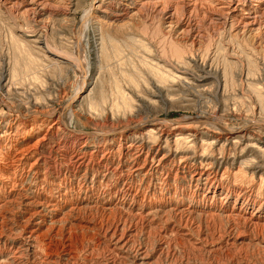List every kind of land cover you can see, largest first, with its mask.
<instances>
[{"label":"rangeland","instance_id":"obj_1","mask_svg":"<svg viewBox=\"0 0 264 264\" xmlns=\"http://www.w3.org/2000/svg\"><path fill=\"white\" fill-rule=\"evenodd\" d=\"M152 1L95 3L81 40L94 0H0V264H264V227L200 208L228 192L264 216V4Z\"/></svg>","mask_w":264,"mask_h":264},{"label":"bare ground","instance_id":"obj_2","mask_svg":"<svg viewBox=\"0 0 264 264\" xmlns=\"http://www.w3.org/2000/svg\"><path fill=\"white\" fill-rule=\"evenodd\" d=\"M37 1V0H36ZM103 0H94V2H92L91 4H89L88 7H86L85 10H83L82 12V18H81V29H80V35L82 36V39L81 40H84L85 36H86V29L89 28L90 24H93V23H96L98 22V15L95 14V11H96V5L95 3L97 2H102ZM133 1V0H132ZM155 0H153L151 3H143L142 5H139V6H142L144 9L146 8H149L150 10H155L156 12L158 13H164L166 14L169 13L171 11L172 8L176 9L180 7L183 9V10H186V9H190V11H193V10H197L199 11V9H202L200 8L201 6H199L200 4H197L200 0H176V1H167V2H154ZM202 1V0H201ZM32 2V1H30ZM29 2V3H30ZM110 2V1H109ZM108 2V3H109ZM207 2V1H206ZM211 2V1H210ZM258 2V5L259 4H264V0H257ZM12 3V2H11ZM22 3V2H21ZM106 3V2H104ZM121 3V2H120ZM132 3V2H131ZM202 3V2H201ZM32 4V3H31ZM141 4V3H140ZM206 4V3H205ZM208 4H211V3H208ZM214 6V3H212ZM240 4V3H239ZM2 5V4H1ZM21 5V4H20ZM19 5V6H20ZM26 6H29L28 3L25 4ZM40 5V4H39ZM122 5V4H121ZM138 5V4H137ZM238 5V4H237ZM23 6V5H22ZM101 6V5H100ZM131 6V5H130ZM11 7V5H10ZM37 7V6H36ZM141 7V8H142ZM224 10H225V13L226 14H230V13H233L236 11V4L233 0H228L226 2V4L224 6H221ZM238 7V6H237ZM99 8V7H98ZM132 8V7H131ZM209 8V7H208ZM4 9V8H3ZM12 9V8H11ZM10 9V10H11ZM210 9V8H209ZM30 10V9H29ZM34 10V9H33ZM99 10V9H98ZM125 10V9H124ZM143 9H137L136 12H133L134 14H132V16L134 15H137L139 14ZM216 10V9H215ZM223 10V11H224ZM128 12V10H126ZM204 11V10H202ZM208 11V9L206 10ZM212 11V10H211ZM236 13V12H235ZM234 13V14H235ZM37 14V13H36ZM39 14V13H38ZM37 14V15H38ZM128 14V13H127ZM162 15V14H161ZM160 15V16H161ZM169 15V14H168ZM172 15V14H171ZM171 15H169V17L166 18V20H168V23L166 24L165 26V29L168 31V32H172V30L176 29V30H179L180 32H183L184 31V27L185 28H188L189 26V21H187L185 24H184V17H181V18H177V20L174 18L171 19ZM118 16V15H117ZM242 14L240 16V18H242ZM173 17V15H172ZM243 20H245V23H244V26L242 27V30L248 32V33H252L253 31H258L256 25H255V21L252 22V20L250 19L249 16L247 15H244L243 16ZM161 18V17H160ZM164 21V19H162ZM174 20V21H173ZM186 20V19H185ZM231 21V20H230ZM190 27V26H189ZM241 27V26H240ZM188 31H189V28H188ZM178 32V31H177ZM179 32V33H180ZM190 33V32H188ZM176 34V33H175ZM40 42V41H39ZM44 42V41H43ZM46 45V44H45ZM101 49V52H104L102 46L100 47ZM46 49L48 52H51L52 54L56 55L58 58H62V59H69L68 55L65 54V53H61V52H57V51H52L49 49L48 46H46ZM57 52V53H56ZM83 52V51H82ZM81 52V53H82ZM70 60V59H69ZM160 61V60H159ZM162 63V62H161ZM167 63L166 62H163L160 66L159 64H154V66L156 68H158L159 70H161L163 73H167L168 76L171 74L172 76V73L169 71V67L167 69ZM210 66V65H209ZM177 71V70H176ZM208 74V73H207ZM176 74H173V78H176V79H180L177 76H175ZM203 79V78H202ZM83 81V78H81V83ZM182 82V81H181ZM8 85V84H7ZM80 89H81V85L77 88V92L79 91L80 93ZM76 92V93H77ZM77 93V94H79ZM77 94H75L72 99L69 101V103L67 104V108H65V113L63 114V112H60L63 116H62V121L63 123L65 124V126L70 130V131H73L72 130V127L70 126V122L69 120H71L70 118L72 117L71 115V109H70V105H71V102L73 100H75V98L77 97ZM4 101V100H3ZM2 101V102H3ZM22 117H24L22 115ZM199 120V118L197 119ZM196 120V121H197ZM209 120V122H211V125L215 126L218 130H224L225 132H227V134H234V133H240L241 136L244 135V131L246 130L244 127L242 128H237V129H232V128H228L224 125H221L217 122H215L213 119H207ZM165 122L167 123H173V124H182L184 123V119H177V120H170V119H165L164 120ZM202 121V120H201ZM163 122V121H162ZM185 122H186V119H185ZM190 122V121H189ZM187 122V123H189ZM192 122H195V120H193ZM139 123V122H138ZM190 124V123H189ZM171 126V125H170ZM174 126V125H172ZM180 126V125H179ZM178 127V126H176ZM175 127V128H176ZM188 128V127H187ZM264 128V126H263ZM180 129V127H179ZM151 130V129H150ZM76 131V130H75ZM78 132V131H77ZM180 132V131H179ZM82 133V132H81ZM80 133V134H81ZM242 133V134H241ZM159 134V133H158ZM161 134V133H160ZM165 134V133H164ZM179 134V133H178ZM194 134V133H193ZM151 135V134H150ZM223 135V134H222ZM235 136V135H234ZM215 137V136H214ZM228 137V136H227ZM238 137V136H237ZM242 138V137H241ZM217 140H219L217 138ZM44 141V140H43ZM169 141V140H168ZM235 141V140H234ZM217 142V141H216ZM156 144V143H155ZM152 145V144H151ZM160 145V144H159ZM223 146V145H222ZM158 147V146H157ZM161 148V147H160ZM167 149V148H166ZM158 150V149H157ZM167 152V151H166ZM163 159V158H162ZM160 160V159H159ZM220 162V161H219ZM215 165V164H214ZM219 166V165H218ZM137 167V166H136ZM147 167V166H146ZM151 168V167H149ZM140 169V168H139ZM217 169V168H216ZM196 173V171H195ZM197 174V173H196ZM208 175V174H207ZM196 176V175H195ZM194 175H192L191 177H195ZM205 176V175H204ZM215 178V177H214ZM195 180L197 181V184H198V181H199V177H198V174L195 178ZM211 180H213V178L211 179H206L205 180V184H209L208 187H207V190L205 191L206 192V196L209 195V192H211V194L213 196L215 195H218L219 192H221L222 190V186L219 184V183H213ZM206 181H209V183H206ZM213 183V184H211ZM200 187V185H199ZM206 188V187H205ZM225 189V188H224ZM198 190V189H197ZM194 192V191H193ZM192 194V193H191ZM233 194V193H232ZM235 194V193H234ZM192 196H195L194 193ZM212 196V197H213ZM231 195H229L228 192H226L224 194V197L222 195L223 198L220 199V202L219 203H216L215 201H210L208 203H202L203 207H199L200 208H207L208 209V212L209 214H207V216L205 217V220H213L215 218H222L224 219L223 221L226 222V225L229 224L231 225L232 224V227H236L240 224L242 228L244 227H251L254 228V229H257V227H264V216L260 215L259 213V210L255 209L253 207V203H250L249 202H244L242 203V200L239 201V199H232L231 200ZM234 196V195H233ZM240 196V195H239ZM237 196V197H239ZM209 197V196H208ZM207 198V197H206ZM215 198V197H213ZM243 198V197H242ZM202 199V198H200ZM217 200V199H216ZM223 200V201H222ZM201 201V200H200ZM207 202V200H205ZM204 202V201H203ZM198 203V202H197ZM197 203H194V206H196ZM200 204V203H199ZM197 207V206H196ZM179 208V207H178ZM258 208V207H257ZM171 209V208H170ZM175 209V208H174ZM255 209V210H254ZM254 210V211H253ZM185 212V211H183ZM178 214V213H177ZM183 214V213H182ZM175 215V214H173ZM190 215V214H189ZM188 215V216H189ZM176 217V216H175ZM178 218V216L176 217ZM204 218V217H203ZM183 219V218H182ZM185 219V218H184ZM221 220V219H220ZM260 222H263L262 224ZM238 229V228H237ZM115 232V231H114ZM236 232V231H235ZM116 233V232H115ZM114 234V233H112ZM240 234V233H239ZM115 235V234H114ZM113 235V236H114ZM234 235V234H233ZM241 235V234H240ZM237 240V238H236ZM124 239L119 236L118 238L115 239V244H122L124 245L125 242H123ZM123 247V246H122ZM121 248V246H120Z\"/></svg>","mask_w":264,"mask_h":264}]
</instances>
